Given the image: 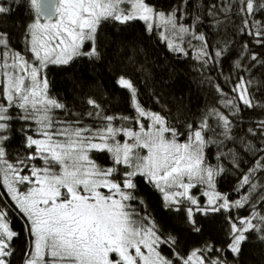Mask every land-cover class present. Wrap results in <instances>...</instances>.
Returning <instances> with one entry per match:
<instances>
[{
    "label": "snow or ice",
    "instance_id": "snow-or-ice-1",
    "mask_svg": "<svg viewBox=\"0 0 264 264\" xmlns=\"http://www.w3.org/2000/svg\"><path fill=\"white\" fill-rule=\"evenodd\" d=\"M236 2L244 17L238 31L264 47V21L252 19L257 11L264 16V0ZM184 3L191 0L165 11L149 0H0V201H11L10 206L0 204V264H12L14 242L21 236L12 227V209L24 220L23 264H228L222 258L225 249L210 242L187 255L177 252V236L164 233L154 216L141 215L133 207L132 201L146 207L144 198L136 195L138 178L161 194L162 210L182 213L176 217L178 226L192 233L213 228L214 214L250 207L247 216L225 217L226 250L237 264L250 235L264 244V213L255 208L257 200L264 202V194L253 200L255 193H264V184L254 182L257 171H264V120L247 129L248 134L259 135V145L241 138L246 151L258 158L241 175L236 191L247 189L238 199L230 200L216 189L217 177L225 172L221 157L239 169L238 154L232 149L219 151L217 163L212 165L205 152L209 144H216L219 150L225 141L236 139L234 121L244 110L264 108L252 93V85L262 82L240 76L230 89L235 95L215 84L219 103L228 114L209 109L199 122L185 124L184 132L167 116L141 104L139 90L127 74H117L114 84L127 91L134 116L107 115L91 96L85 101L91 110L84 115L93 118L95 126L85 124L78 113H72L73 120L55 115L56 110L66 115L69 110L50 94L46 70L85 59L90 72L98 73L97 65L104 61L98 35L108 42L102 32L107 22L128 26L142 21L147 33L159 31L169 51L188 57L191 48L192 58L201 68L219 65L229 54V41L209 51L212 45L199 28L206 18L217 30L230 22L231 0L208 4L203 13L199 8L189 12ZM14 10L28 13L19 25L23 50L11 46L10 34L2 27ZM221 15L224 20L219 19ZM189 17L190 22L184 23ZM247 49L243 45L242 56ZM250 59L264 66L257 54ZM234 67H242L239 60ZM104 70L111 72V65ZM213 118L215 125L209 123ZM14 119L24 122L21 131L27 152L10 159L8 142ZM97 153H106L110 164L98 163ZM198 185L206 187L203 204L191 193ZM161 245L170 249L172 258L163 254ZM212 252L221 255L210 257Z\"/></svg>",
    "mask_w": 264,
    "mask_h": 264
},
{
    "label": "trees",
    "instance_id": "trees-1",
    "mask_svg": "<svg viewBox=\"0 0 264 264\" xmlns=\"http://www.w3.org/2000/svg\"><path fill=\"white\" fill-rule=\"evenodd\" d=\"M149 2L165 11L173 7L179 8L182 5V0H149ZM213 2H217V0H191V3H184L183 6L189 12L195 13L199 8L200 13H203L206 6ZM231 3L230 22L225 21L224 25L217 30L206 18L199 28L200 31L207 34L209 43L212 45L209 51H214L216 47L222 46V41H229L227 58L222 59L219 65H209L206 68H201L200 62L192 58L194 52L191 48L188 49L190 53L188 57L169 51L159 38V31L152 34L147 33L142 21L133 22L128 26L107 22L102 27V32L108 37V42L105 43L103 37L98 35V44L104 51V61L97 65L98 73L90 72V64L85 59H80L68 67L49 66L46 70L50 82V94L63 102L69 110L67 115L61 110H56V117L73 120L76 119V116L72 113H78L85 124L95 126L96 121L84 115L91 110L85 103L89 96L101 104L107 115L134 116L135 113L128 103L127 91L114 84V77L117 74H127L131 77L139 90L141 104L146 109L167 116L170 123L181 132L185 131V124L199 122L201 116L209 109L218 108L228 114L229 110L219 103L220 96L215 90V84H219L230 95H235L230 92V89L240 76L262 82L259 86L256 83L252 85V93L256 101L264 104V66L250 59L251 54H257L259 60L264 61V47L257 45L253 37L238 31L243 27L241 21L244 17L239 13L240 5L236 0H231ZM27 15V11L14 10L8 23L2 25L10 34V44L16 50L24 48L22 28L19 25L25 22ZM190 19L189 17L183 22L189 23ZM219 19L224 20V16L221 15ZM252 19L264 21V16H261L257 11ZM192 43L198 44L197 41H192ZM245 44L248 45L247 54L242 56V48ZM237 60L242 65L240 69L234 67ZM107 65H111V72L104 70ZM13 115H15L14 110ZM260 120H264V108L244 110L234 121L237 124L233 129L236 139L225 141V147L219 150L216 144H209L205 149L207 160L212 165L217 163L216 156L219 151L227 152L232 149L239 156V169L234 168L230 160L222 156L220 162L223 164L225 172L216 179V189L221 193L228 194L230 200L238 199L242 194H246L247 186L240 189L239 192L236 189L239 186L242 173H246L249 168L254 167L258 156L246 151L241 138L245 142L250 141L259 145L261 142L259 135L252 136L247 133V129L254 128ZM23 123L19 119H14L12 122L11 139L8 142L10 159L16 157L17 154L25 155L27 152L21 131ZM209 123L215 125V119H210ZM209 135L211 136V133ZM181 139L183 140L184 137ZM212 139H217V137L212 136ZM94 155L101 165L110 164L106 153ZM35 163L40 164V161H35ZM254 182L264 184V171H257ZM137 183L136 195L144 198L146 207L132 201L133 207L141 215L150 213L154 216L162 226L164 233L171 232L177 236L179 241L178 247L175 249L177 252L187 255L192 249L203 246L205 242H210L216 248L225 249L222 258L227 260L228 264H237L226 250L228 226L225 223V217L226 215L247 216L252 210L250 207L236 209L232 213L214 214L215 226L201 234H196L178 226L179 221L176 217L181 216L182 213L162 210V197L159 192L145 184L140 178ZM205 190V186L198 185L191 189V193L198 197L203 204L206 202V197L202 195ZM2 191L3 188H0V192ZM262 194L264 193H255L253 200ZM262 203L264 202L257 200L255 208L264 213ZM0 204L10 206L11 201L5 198L0 201ZM9 217L14 230L21 232V236L14 242L15 252L11 258L12 264H23L26 249V239L22 231L24 220L14 209L10 211ZM197 218L206 219L199 216ZM161 250L164 255L172 258V252L167 246L161 245ZM208 255L214 258L221 253L212 252ZM238 264H264V244L256 241L254 235H250L249 242L243 246Z\"/></svg>",
    "mask_w": 264,
    "mask_h": 264
}]
</instances>
